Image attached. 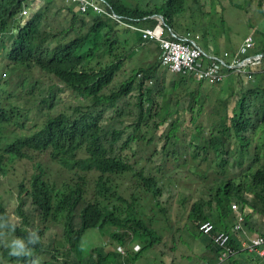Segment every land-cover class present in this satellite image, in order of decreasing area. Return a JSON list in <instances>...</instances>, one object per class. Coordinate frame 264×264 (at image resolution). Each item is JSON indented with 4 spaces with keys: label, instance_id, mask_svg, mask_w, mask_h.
Masks as SVG:
<instances>
[{
    "label": "trees",
    "instance_id": "obj_1",
    "mask_svg": "<svg viewBox=\"0 0 264 264\" xmlns=\"http://www.w3.org/2000/svg\"><path fill=\"white\" fill-rule=\"evenodd\" d=\"M104 1V8L110 6L115 14L136 27L156 26L158 21L153 16L159 15L175 33L201 31L199 39L208 34L206 16L211 18L217 13L215 0H161L159 4ZM71 4L60 20L56 19L58 13L54 20L48 21L44 8H32L33 0H0V40L12 35L10 43L0 52L2 68L8 71L21 66L37 70L39 79L48 84L46 89L40 88L43 96L37 100L38 115L30 132L23 122L30 107L17 106L20 104L17 100L6 107L0 100V135L7 138L4 133L13 132L10 140L0 146V181H5L0 185V217L9 218L8 201L15 198L11 205L17 216L14 235L23 236L27 230L37 228L41 236L29 257L10 256L8 248H4L0 264H32L33 259L36 264L149 261L150 257L142 251L152 249L160 241V235L151 226L150 218L144 219L142 210L135 206L137 196L130 194V201H124L126 209L122 216L117 206L102 203L100 197L115 195L108 185L112 176L129 173L136 186L149 195L150 210L167 219L169 211L160 200L159 178L152 167L140 162L138 151L131 145L144 139L143 126L152 123L157 129L159 125H167L165 134L160 136L163 141L160 149H154L151 155L160 154L162 162L169 160L170 155L174 159L185 157L176 144L177 130L186 112L195 127L187 140L189 159L195 162L192 171L202 175L199 165L210 161L205 164L214 169L211 164L214 160L217 171L223 175L230 158V165L241 171L197 190L195 200L186 210L189 224L181 233L189 246H197L193 241L195 235L200 241L199 249L213 248L216 258L217 250L211 239L198 227L199 222L210 220L215 230L229 234L228 245L236 250L226 261L216 260L213 264L231 259L236 264H253L239 248L248 233L264 236V34L253 37V47L248 52L263 54L261 63L253 68L252 78L247 77L253 79L251 85L228 89V77L222 83L208 84L170 72L161 63V54L147 65L126 70V61L133 54L129 50L135 53L137 48L156 42H144L139 32L130 33L125 24L92 10L80 13ZM256 5L264 17V0H257ZM23 10L27 14H22ZM218 19L223 24L222 17ZM210 24L211 28L215 26L214 22ZM132 38L127 50L125 45ZM160 65L166 69L163 75L158 70ZM3 76L5 72L0 73ZM200 83L206 86H196ZM36 84V81L31 84L30 91L39 87ZM211 89L214 100L209 101L206 92ZM67 91L73 101L65 104L60 96ZM206 112L211 120L208 129L195 123ZM153 136L152 133L147 141ZM25 161L31 163L32 171L19 177L16 164ZM52 164L60 166L69 177L58 182ZM88 176L94 184L89 189ZM200 177L207 178L205 173ZM6 183L16 188L15 197L7 191ZM232 204L241 216L242 231L233 229L235 225L232 227L235 224ZM179 205L185 208L184 201ZM227 215L233 221L230 226L225 221ZM90 229H106L112 245L125 246L126 255L121 258L120 252L114 248L107 250L104 244L84 252L82 237ZM135 244L140 246L137 251L133 249ZM237 256L243 259L235 260ZM125 259L126 263L120 261ZM259 260L264 264V258Z\"/></svg>",
    "mask_w": 264,
    "mask_h": 264
},
{
    "label": "rangeland",
    "instance_id": "obj_2",
    "mask_svg": "<svg viewBox=\"0 0 264 264\" xmlns=\"http://www.w3.org/2000/svg\"><path fill=\"white\" fill-rule=\"evenodd\" d=\"M129 1L133 3H143L145 1H150V4H159L161 0ZM246 1L247 0H215L214 10H216L217 13L211 18L210 16H206V19L204 21L206 22V25L209 26L208 28L206 27L208 34L201 37V39L198 41L203 50L209 53L214 52L219 55H222V51H227L232 54V51L239 50L244 42L245 37L251 35L256 38L258 36L255 35H258L259 33L264 34V17L258 11V6L256 5L257 0H249L248 2ZM68 3V0H33L34 6H32V8H44L45 19L48 21L54 20L55 16L60 13L59 16L56 17L57 20H60L61 16H63V13L66 12V5H69ZM235 4H238L239 6ZM59 8H61L59 11H55ZM220 17H222L223 19V24L222 22L218 21V18ZM210 21L215 23V26H213V28H211ZM44 27L45 24L42 25V28ZM134 30L131 29L130 33L135 34L136 32H134ZM176 32L178 33H174L177 35H182L179 34L181 32L180 30H176ZM197 33L199 34L201 33V31H197ZM7 36L8 37H6L4 40H0V52H2V49L6 47L11 41L12 35ZM133 40L134 38L127 41V45H125L127 50L128 46L133 43ZM250 50L251 49H244L241 55L248 54ZM150 52L154 53L150 55ZM129 53L133 54H131V57L126 61V70L133 69L138 65H147L151 63L156 57L158 58V55L160 54L157 44L153 42H149L144 46L137 48V52L135 53L132 50H129ZM2 64L3 61L0 58V73L5 72L6 76L0 77V100L6 107H8L10 104H15L16 100L20 103L17 106L20 107L22 104L23 106L30 107L31 110L25 113L28 118L26 120H23L22 118L24 126H26L28 128V131L30 132V130H33L32 125L36 120V116L38 115L39 101L37 100L43 96V94H41L40 92V88L46 89L48 87V84L42 79H39V72L37 70L16 66L17 68L7 71L2 68ZM158 70L162 75L166 71V69L161 65L159 66ZM229 78L231 81L229 82L230 86H227L228 89H232L231 87L234 86L245 89V87H249L251 85V81L253 80L248 79L244 75H237L235 73ZM231 78H233L234 80ZM35 81L37 82L35 86H38L39 84V87H34V89L30 91L31 84ZM196 86L203 88L204 86H206V84L200 83ZM206 93L208 95L209 101L214 100V91H212V89ZM60 97H63L62 102L65 104L69 102L72 103L73 101V98L71 94H69V91L61 94ZM206 101H208L207 98ZM210 122L211 120L209 119L206 112L200 118H197L195 123H198L205 129H208ZM10 123L12 122L10 121ZM191 124L189 113H184V121L181 123L180 127L177 130L179 134V141L176 144V149L179 151H184L185 157L180 156L178 159H174L170 155L169 160L162 162L159 159L160 154L151 155L154 149H160L161 144L163 143L162 139H160V136H163V134H165L167 125H159V128L157 129L153 128L154 124L152 123L148 124L147 126H143L142 135L144 136V139L131 145L132 148L138 151L137 155L140 157V162L147 164V167H152L153 174L159 178V182L162 188V195L160 197V200L162 201L163 205L168 206L169 211L167 219H165L160 212L153 213L150 210L149 195L145 193L142 188L136 186L135 178L129 173L112 176L111 181L110 183H108V185L111 190L115 191V195L100 197L102 203H106L109 206H117L118 213L122 216L124 215L126 209V204L124 201H130V194H134L138 198L135 206L138 209L142 210V212L144 213V219L147 220L148 217L150 218L151 226L155 228V231L160 235V241L156 243L152 249H149L146 252L145 250L142 251L143 253H145L146 257H150V260L143 261L141 259H138L137 261H135V264L206 263L203 260H207L210 264H213L216 261L214 252L211 249L205 252V254L207 255L205 259L199 261L198 258L194 257L196 255L201 256L203 255V253L199 250L198 244H200V241L198 239H195V235H193V241L197 244V246H189V242L181 233L182 231L187 229V225L189 224L186 210L195 200L198 189L204 190L206 187L212 185L214 180L221 178L227 179L231 174L240 172L241 169L238 166L232 167L230 165V158L229 164L225 167L226 172H224L223 175H221V173L217 171V167L215 166L216 161L214 160L211 162V164L214 165V169L208 167V165L205 164L209 163L210 161H204V163H201L198 167L199 173L202 175L205 173L207 178L204 179L200 177L202 175L195 174L192 171V166L195 165V162L189 159V148L187 147L189 134L195 129L194 125ZM14 126L16 127V129L18 128L17 125ZM152 133L154 134L153 139L151 141H147ZM12 135V130H8L4 133V136H7V138L0 135V146H2L6 141H9ZM148 157L152 161H148ZM51 166L53 171H57L55 179L58 182L60 181V179L69 177L68 174L64 173L60 166L56 164H52ZM16 169L18 171L19 177H21L22 175L25 176V174L28 175L32 171V165L30 162L25 161L16 164ZM162 175H164V177H162ZM87 179L89 182L87 183V188H92L94 186V184L92 183V177L88 176ZM3 183H5L4 180L0 181V185ZM5 187L7 191H11L12 196L15 197L16 188L9 183H6ZM118 196L121 199H116ZM88 197L89 195H87V199ZM14 200L15 198L11 201H8V210L11 211V213L9 214V218L16 220L17 216L15 214V208H13V210L11 208ZM181 201H184L185 208L179 205ZM234 207L236 208V205H234ZM232 209L234 208L232 207ZM27 215L29 218L32 217L30 213H28ZM257 220L259 221V217H257ZM225 221H230V216L227 215ZM109 231L110 230L108 229V232ZM119 231L127 232V230L125 229H119ZM11 235L12 234H9L4 230H0V259L1 251L6 248L7 241L11 238ZM82 239V248L84 252H88L92 247L95 246L102 247L103 244L105 249L107 250H111L113 248L116 249V246L119 245H112L114 242L111 241L109 234L106 233V229L87 230L84 232ZM122 247L124 249V254L119 253L121 258L126 255L127 250L125 246ZM130 249L132 248L129 247V250ZM65 251H68L67 248L65 249ZM245 254L243 255L245 259L253 262V264H260V260L255 254ZM184 256L185 258L182 259V257ZM120 261L126 263L127 259ZM227 262L229 264H234V261H232V259Z\"/></svg>",
    "mask_w": 264,
    "mask_h": 264
},
{
    "label": "built area",
    "instance_id": "obj_3",
    "mask_svg": "<svg viewBox=\"0 0 264 264\" xmlns=\"http://www.w3.org/2000/svg\"><path fill=\"white\" fill-rule=\"evenodd\" d=\"M73 1L77 2L80 12L84 13L88 10H92L97 14L113 18L125 24L127 27L135 28L131 22L115 14L110 6L104 8L103 5L106 4L104 0H99V3L94 0ZM22 13L25 14L26 11L23 10ZM153 17H155L156 20L163 21L162 17L159 15ZM137 30L146 40H154V42L159 44L161 63L165 65L170 72L192 75L195 80H202L208 84H217V82L222 81L224 77H228L230 73L234 71L252 78L254 72L253 68L261 63L263 56L262 53H255L253 55H230L224 52L222 55H219V57H214L210 60L209 55L211 52H206L203 48L201 49L198 45H195V42L199 40V35L186 33L177 36L172 34L173 39H169L164 36V33H166L165 28L160 26V24L154 27L138 28ZM253 42V36L249 35L245 37L241 45V51L244 49H251ZM227 59H229L231 64L226 68L220 67L219 63ZM234 205L235 204H232V207L235 209ZM234 218V229H241V227H239L240 224H242L241 216L238 212H234ZM198 227L202 229L204 235L210 237L212 243L217 248V259L219 261L224 260L235 252V250L228 245L229 234L227 232L215 230L212 222L209 220L199 222ZM116 249L121 254H124V249L121 245L117 246ZM133 249L135 251L139 250V245L135 244ZM240 249L251 252L258 257H264V236L255 235L249 239H243Z\"/></svg>",
    "mask_w": 264,
    "mask_h": 264
},
{
    "label": "clouds",
    "instance_id": "obj_4",
    "mask_svg": "<svg viewBox=\"0 0 264 264\" xmlns=\"http://www.w3.org/2000/svg\"><path fill=\"white\" fill-rule=\"evenodd\" d=\"M233 212H238V210H236V208H235V209H233ZM16 227H17V222L15 220L9 219V218L0 217V230H4L7 233L12 234L11 238L7 241V244H6V247L8 248V251H9V255L13 256V257H29V256L32 255V247L34 245H37L40 242V240H41L39 229L32 228V229L27 230L25 235L16 236V235H14ZM217 230H222V229H217ZM244 239H249V238L244 237ZM213 246H214V244H213ZM240 246H241V242H240ZM139 248H140V246H139ZM216 250H217V248H216ZM240 250H242V249H240ZM244 251L246 253H248V254H253V253L248 252L246 250H244ZM235 254H236V250H235V252L232 255H230L229 257L225 258L222 261H226L227 259H229L231 256H233ZM257 258L263 259L264 257H258L257 256ZM216 260H217V262H222V261H219L217 259V256H216ZM204 262L210 264L207 260H205ZM32 264H36L35 259H33ZM201 264H203V263H201Z\"/></svg>",
    "mask_w": 264,
    "mask_h": 264
},
{
    "label": "crops",
    "instance_id": "obj_5",
    "mask_svg": "<svg viewBox=\"0 0 264 264\" xmlns=\"http://www.w3.org/2000/svg\"><path fill=\"white\" fill-rule=\"evenodd\" d=\"M69 1V5H72L71 3H73L75 6H77V8L79 9V7H78V4H77V2H74L73 0H68ZM66 7H67V5H66ZM80 11V10H79ZM80 13H83V12H80ZM166 32V31H165ZM167 32H168V30H167ZM166 32V33H167ZM176 33H178V32H176ZM186 33H191V34H198L197 32H190V31H187V32H184V33H181V34H186ZM199 35V34H198ZM229 51V50H228ZM216 52V51H215ZM224 52H227V51H222V53L221 54H223ZM231 52V51H230ZM232 52H235V51H232ZM211 53H213V54H216V53H214V52H211ZM227 53H229V52H227ZM241 53H242V51H237L235 54H232V55H241ZM229 54H231V53H229ZM219 55V54H218ZM245 55H253V54H245ZM227 60H229V59H227ZM235 74H239V75H244V74H241V73H235ZM185 75H188V74H185ZM231 75H233V73H230V75L228 76V78L231 76ZM189 76H191L192 78H193V76L192 75H189ZM245 77H247L246 75H244ZM226 80V79H225ZM224 80V81H225ZM198 81H200V80H198ZM231 81V80H230ZM223 81H220V82H217V83H222ZM233 223V221H229V223L227 224V225H231ZM234 226V223H233V225H232V227ZM244 228V227H243ZM243 228L241 227V231L243 230ZM229 230H230V228H229ZM255 233L256 232H252V233H250L249 235L247 234V236H244V237H246V238H250V237H253V236H255ZM213 252H214V255H215V251H214V249L213 248H210ZM200 252H202L203 253V255H201V256H197L196 258H198V260L200 261V260H202V259H205L206 258V254H205V252L208 250V248L207 247H204V246H201L200 247ZM185 258V256L184 257H182V259H184ZM239 259H243V257H239V256H237L236 258H235V260H239ZM203 261H205V260H203ZM203 263V262H202ZM234 264H236V262H234Z\"/></svg>",
    "mask_w": 264,
    "mask_h": 264
},
{
    "label": "bare ground",
    "instance_id": "obj_6",
    "mask_svg": "<svg viewBox=\"0 0 264 264\" xmlns=\"http://www.w3.org/2000/svg\"><path fill=\"white\" fill-rule=\"evenodd\" d=\"M158 21V23H157V25L158 24H160V26H162V27H164L166 30H168V32L167 33H164V36H166V37H168L169 39H173V37H172V34H175L174 32H172V31H174V30H172L170 27H168V26H166L165 25V23H164V21H159V20H157ZM133 25V27H135V28H131L132 30H137L138 28H147V27H136L134 24H132ZM126 26V25H125ZM127 27V26H126ZM127 28H129V27H127ZM129 28V29H130ZM134 30V31H135ZM138 32V31H137ZM175 35H177V34H175ZM194 35H198V34H194ZM177 36H181V35H177ZM142 38H143V40H144V42H148V41H151V40H146L143 36H142ZM200 40V39H199ZM198 40V41H199ZM154 41V40H153ZM198 41H196L195 42V45H198L201 49H202V47L199 45V43H198ZM253 47V45L251 46V48ZM239 50L241 51V47L239 48ZM238 50V51H239ZM237 51H235L234 53L232 52V54H235ZM232 54H230V55H232ZM210 57V60L212 59V58H214V57H219V55L218 54H213V53H211L210 55H209ZM247 57V56H246ZM231 64V62L229 61V60H224L223 62H221V63H219V66L220 67H222V68H226L228 65H230ZM234 73H236V71H234L233 72V74ZM225 79H227V76L226 77H224L223 79H222V81H224ZM199 230H201V229H199Z\"/></svg>",
    "mask_w": 264,
    "mask_h": 264
}]
</instances>
